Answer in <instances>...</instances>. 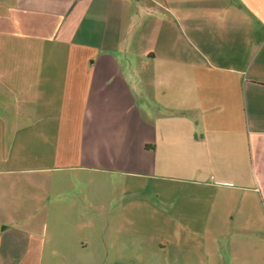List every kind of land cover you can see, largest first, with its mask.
Here are the masks:
<instances>
[{
	"label": "crops",
	"instance_id": "1",
	"mask_svg": "<svg viewBox=\"0 0 264 264\" xmlns=\"http://www.w3.org/2000/svg\"><path fill=\"white\" fill-rule=\"evenodd\" d=\"M49 263L264 264V0H0V264Z\"/></svg>",
	"mask_w": 264,
	"mask_h": 264
},
{
	"label": "rangeland",
	"instance_id": "2",
	"mask_svg": "<svg viewBox=\"0 0 264 264\" xmlns=\"http://www.w3.org/2000/svg\"><path fill=\"white\" fill-rule=\"evenodd\" d=\"M147 197H148L147 191H144V192L135 191L132 193V200H134V201H138V200L143 199V200H149L150 203L152 202V203L158 204V200L155 198L154 195L149 197V198H147ZM174 200H176L178 202H189L190 201L189 189H179ZM154 207H157V206H154ZM152 217H156V214L155 215L153 214ZM150 227H151V229L153 228V226H150ZM154 231H156V227L154 228Z\"/></svg>",
	"mask_w": 264,
	"mask_h": 264
}]
</instances>
